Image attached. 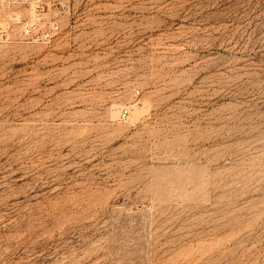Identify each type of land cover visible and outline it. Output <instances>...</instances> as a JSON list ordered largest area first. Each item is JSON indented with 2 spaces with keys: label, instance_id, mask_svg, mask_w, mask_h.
<instances>
[{
  "label": "rangeland",
  "instance_id": "obj_1",
  "mask_svg": "<svg viewBox=\"0 0 264 264\" xmlns=\"http://www.w3.org/2000/svg\"><path fill=\"white\" fill-rule=\"evenodd\" d=\"M34 1L0 0V264H264V0H40L50 44Z\"/></svg>",
  "mask_w": 264,
  "mask_h": 264
},
{
  "label": "built area",
  "instance_id": "obj_2",
  "mask_svg": "<svg viewBox=\"0 0 264 264\" xmlns=\"http://www.w3.org/2000/svg\"><path fill=\"white\" fill-rule=\"evenodd\" d=\"M33 11L34 18L22 29V36L32 42L50 44L54 37L59 33L60 25L53 20L46 21L44 19L43 15L45 13V6L40 0L34 1ZM59 11L62 14L66 13L67 8L61 5ZM12 29V22L7 19L3 20L0 10V40L7 41ZM127 117L128 112H122L121 119L125 120Z\"/></svg>",
  "mask_w": 264,
  "mask_h": 264
}]
</instances>
